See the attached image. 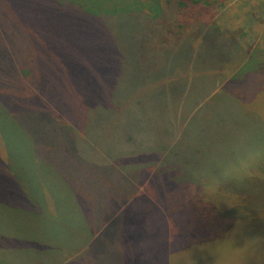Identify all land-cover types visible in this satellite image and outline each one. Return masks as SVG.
<instances>
[{
	"label": "trees",
	"instance_id": "1",
	"mask_svg": "<svg viewBox=\"0 0 264 264\" xmlns=\"http://www.w3.org/2000/svg\"><path fill=\"white\" fill-rule=\"evenodd\" d=\"M54 1L19 0L27 15L0 11V264H141L146 249L136 247L144 243L157 250L148 264H184L180 253L193 240L230 229L240 211L189 193L192 185L201 192L206 178L189 157L188 130L201 103L189 99L193 70L215 43L238 47L241 62L256 47L208 24L201 13L208 0H141L142 11L111 16ZM92 39L100 45L96 88ZM108 74L111 84L100 83ZM70 89L82 99L76 113L59 97ZM18 127L28 149L13 148ZM228 192L259 218L247 193ZM59 220L72 233L63 245L52 226Z\"/></svg>",
	"mask_w": 264,
	"mask_h": 264
},
{
	"label": "rangeland",
	"instance_id": "2",
	"mask_svg": "<svg viewBox=\"0 0 264 264\" xmlns=\"http://www.w3.org/2000/svg\"><path fill=\"white\" fill-rule=\"evenodd\" d=\"M58 1L73 7L70 8L71 11L78 12L80 10V12L97 16H111L119 12L123 13V11L133 13L142 11L139 9L141 0ZM143 1L145 5L149 4V0ZM208 1L209 5L201 8L205 21L210 25L236 33L244 45L256 47V49L247 51L246 60L241 62L244 52L240 51L238 47L231 44L215 43L207 51L206 64L193 70L192 75L195 76L197 82L195 83L196 89L189 94V99L191 103L197 100L201 103L190 123L191 128L188 130L189 133H193L190 136L192 148H190L189 154V157H193L191 158L194 163L192 171L204 177L213 176L216 179L218 176L222 177L224 191L241 190L247 193L244 198L247 206L257 207L260 213L264 210V0ZM17 3L19 0H0L1 14L13 17L14 13L18 16L30 13L29 6L24 5L25 9L18 10L15 7ZM88 26L89 32L96 28V25L95 27ZM87 46L92 48L91 59L97 63L96 65L95 62H92V65L88 64V68L94 72L91 86L96 88L100 62L95 56H99L98 47L100 45L97 40L92 39ZM219 50H221L222 56L217 58L216 54ZM219 59L220 63L217 62ZM236 64L238 66L234 74L233 67ZM101 76L100 83L103 84L105 81V83L111 84L110 74H108V78ZM150 87L151 85L145 87V91H150ZM136 96L135 94L133 97ZM59 97L66 100L64 108L75 111V113L77 107L82 104V99L71 92V89L61 93ZM133 97L130 96V103L134 100ZM144 105L146 104L144 103ZM159 112L162 110L159 109ZM21 129L22 127L19 128V131L16 129L15 140L17 142H12L13 148L17 146L18 150L22 147L29 148V140L25 138ZM183 129L178 127V132ZM256 153L259 155L256 156L254 162H251L246 169L242 167V162L247 160L250 154ZM17 158L13 157L12 164H17ZM229 164L237 169V173L226 177L223 175V169ZM2 167L4 166L0 164V170ZM78 175L81 178L80 182L84 181L83 174L78 173ZM55 176L53 177L55 178ZM69 176L70 178L74 177L72 173ZM247 177L249 179L245 180ZM33 193L34 191H29V200L32 199ZM164 194L170 198L174 195L172 192ZM96 195H98V191H96ZM180 202L185 203L182 196ZM166 203L174 204L168 200ZM182 203H177L178 208L175 210H181ZM240 203L243 206V199ZM53 225H57L56 233L63 245L67 241L64 239L72 234L69 233V226H66L61 220L55 221L54 224L52 222ZM246 232L248 235H264V219L260 216L258 219H251ZM146 238V241L149 240V237ZM136 248L146 249V252L140 257L141 264H148L151 253L157 252L156 247L149 243H144L143 246ZM119 252L120 250L117 249V253ZM201 264L204 262L201 261ZM251 264H256V262L251 261Z\"/></svg>",
	"mask_w": 264,
	"mask_h": 264
},
{
	"label": "clouds",
	"instance_id": "3",
	"mask_svg": "<svg viewBox=\"0 0 264 264\" xmlns=\"http://www.w3.org/2000/svg\"><path fill=\"white\" fill-rule=\"evenodd\" d=\"M256 154H250L247 160L242 162L245 169L256 159ZM237 173V169L231 164L223 169V175L231 177ZM202 191L197 193L195 185L189 189L191 196H198L200 202L205 205H215L219 210L223 204L229 208L239 207L240 211L231 221L232 227L216 229L217 235L211 240H193L190 246L180 253L184 264H264V235H248L246 230L252 219L250 212L243 209L238 197L230 192L222 190L219 181L208 176L201 181ZM259 216L264 219V210ZM239 241V243H238Z\"/></svg>",
	"mask_w": 264,
	"mask_h": 264
}]
</instances>
